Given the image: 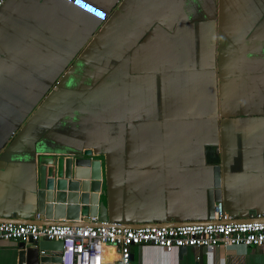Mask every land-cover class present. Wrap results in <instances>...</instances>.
Here are the masks:
<instances>
[{
	"label": "crops",
	"instance_id": "crops-1",
	"mask_svg": "<svg viewBox=\"0 0 264 264\" xmlns=\"http://www.w3.org/2000/svg\"><path fill=\"white\" fill-rule=\"evenodd\" d=\"M84 150L109 223L199 222L209 192L264 213V0H5L0 218H42L39 158ZM199 251L142 243L130 264H264V246Z\"/></svg>",
	"mask_w": 264,
	"mask_h": 264
},
{
	"label": "built area",
	"instance_id": "built-area-1",
	"mask_svg": "<svg viewBox=\"0 0 264 264\" xmlns=\"http://www.w3.org/2000/svg\"><path fill=\"white\" fill-rule=\"evenodd\" d=\"M5 0H0V7ZM246 220H232L222 200L214 205L215 222H191L178 225L144 224L128 227L113 223H97L88 218L83 225L36 224L0 220V240L28 241L45 238L61 240L60 264H104L116 257L119 264H130L131 247L151 243L161 247H217L235 245L264 246V213ZM80 217L77 222H84ZM114 263V262H113Z\"/></svg>",
	"mask_w": 264,
	"mask_h": 264
},
{
	"label": "water",
	"instance_id": "water-1",
	"mask_svg": "<svg viewBox=\"0 0 264 264\" xmlns=\"http://www.w3.org/2000/svg\"><path fill=\"white\" fill-rule=\"evenodd\" d=\"M39 164L36 211L39 216L43 217L38 219L1 217V221L42 225H83L87 223L88 218L98 216L97 223H100V221L109 223L107 222V215L100 213L105 201V188L101 187V161L93 159L90 150H84L81 154L75 152L49 154L40 157ZM216 201L218 200L209 192L206 217L198 220L200 223L216 221L214 220ZM80 217L84 218L85 221L77 222ZM231 219L246 220L250 218L232 217ZM162 223L173 225L168 222ZM62 247L61 240L30 238L28 241H20L17 246L18 264H60ZM186 249V246L179 247V252L184 253ZM199 249L198 258L200 263L202 253L206 252L207 249L203 246ZM113 264H119V262Z\"/></svg>",
	"mask_w": 264,
	"mask_h": 264
}]
</instances>
